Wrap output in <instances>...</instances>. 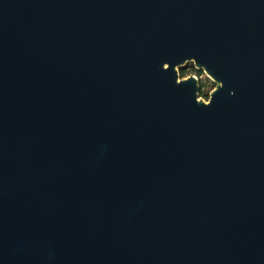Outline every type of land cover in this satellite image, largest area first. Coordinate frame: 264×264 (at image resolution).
Wrapping results in <instances>:
<instances>
[{"label":"water","instance_id":"95a60500","mask_svg":"<svg viewBox=\"0 0 264 264\" xmlns=\"http://www.w3.org/2000/svg\"><path fill=\"white\" fill-rule=\"evenodd\" d=\"M0 264H264V0H0Z\"/></svg>","mask_w":264,"mask_h":264},{"label":"rangeland","instance_id":"374dc122","mask_svg":"<svg viewBox=\"0 0 264 264\" xmlns=\"http://www.w3.org/2000/svg\"><path fill=\"white\" fill-rule=\"evenodd\" d=\"M186 70V69H185ZM189 75H194L192 74V72L190 71V69H187V71H185V73L183 74V76H179V71H178V79H185L187 78ZM195 76V75H194ZM196 77V76H195ZM197 80H200L203 84V87H202V91L205 92L207 95L209 94V92L213 89L214 87V84L213 82L208 78L206 77V75L202 72L199 76L196 77ZM198 82V81H197ZM199 99H201L202 101H206L207 99V96L206 98L205 97H200L198 96Z\"/></svg>","mask_w":264,"mask_h":264},{"label":"trees","instance_id":"16d2710c","mask_svg":"<svg viewBox=\"0 0 264 264\" xmlns=\"http://www.w3.org/2000/svg\"><path fill=\"white\" fill-rule=\"evenodd\" d=\"M185 69H180L179 70V76H183V74L185 73V71H187V69H190L192 74H194L196 77L199 76L202 73L201 70L195 69L191 64ZM197 81H198V85H199V90H198L197 95L200 96V97H205V98H206V96L208 97V95L205 92L202 91V87H203L202 82L200 80H197Z\"/></svg>","mask_w":264,"mask_h":264}]
</instances>
